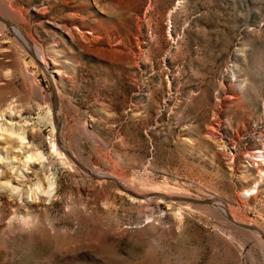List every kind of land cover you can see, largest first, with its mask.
<instances>
[{
    "label": "rangeland",
    "instance_id": "1",
    "mask_svg": "<svg viewBox=\"0 0 264 264\" xmlns=\"http://www.w3.org/2000/svg\"><path fill=\"white\" fill-rule=\"evenodd\" d=\"M0 17V264H264V0Z\"/></svg>",
    "mask_w": 264,
    "mask_h": 264
},
{
    "label": "water",
    "instance_id": "2",
    "mask_svg": "<svg viewBox=\"0 0 264 264\" xmlns=\"http://www.w3.org/2000/svg\"><path fill=\"white\" fill-rule=\"evenodd\" d=\"M0 20L2 22H4L5 24H8V25H11L13 27H15L16 29H18V31H20V33L23 35V33L21 32V29L14 25L13 23L7 21L6 19L0 17ZM24 36V35H23ZM25 37V36H24ZM27 39V38H26ZM27 41L30 43V44H33L30 40L27 39ZM43 69L46 71V73L50 76V73L48 70H46L44 67ZM50 86H51V100H52V110H53V121H54V126H55V130H56V133H55V143L57 145V147L71 160L73 161L74 163H76L83 171H85L86 173L92 175L93 177L95 178H107V179H112L114 181H116L114 178H110V177H102V176H99L97 174H94L92 173L89 169H87L85 166H83L79 161H77L72 155L71 153H69L62 145L61 143V139H60V136H59V132H60V124H59V121L57 119V116H56V112H55V109H56V105H55V97H56V93H55V88L53 86V83L51 82L50 83ZM117 182V181H116ZM118 183V182H117ZM119 187L122 189L121 185L118 183ZM128 191V190H127ZM129 193L135 195V196H141V195H138L132 191H128ZM153 195H157V196H164V194H161V193H153ZM166 197L167 199H171L173 197L171 196H164ZM189 201L191 202H194V203H199V204H214L216 202L215 199H207V200H197V199H188ZM223 202V201H222ZM222 213L224 214L225 218L230 221L231 223H233L234 225H236L237 227H240V228H243V229H254V230H257L259 233L260 230L254 226V225H251V224H245V223H241V222H238V221H235L233 220L232 218H230V216L228 215L227 211H226V206L224 205V208L222 210ZM261 235H263L261 233ZM264 237V236H263Z\"/></svg>",
    "mask_w": 264,
    "mask_h": 264
},
{
    "label": "bare ground",
    "instance_id": "3",
    "mask_svg": "<svg viewBox=\"0 0 264 264\" xmlns=\"http://www.w3.org/2000/svg\"><path fill=\"white\" fill-rule=\"evenodd\" d=\"M4 5H6V4H4ZM4 5H2V6L4 7ZM5 7H6V6H5ZM54 149L56 150V148H55V147H54ZM55 150H54V151H55ZM221 202H222V201H221ZM222 210H223V208H222Z\"/></svg>",
    "mask_w": 264,
    "mask_h": 264
}]
</instances>
